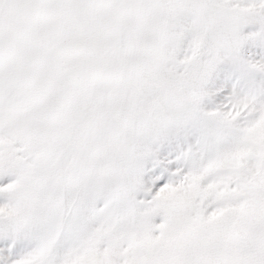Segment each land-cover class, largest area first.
<instances>
[{
    "label": "snow or ice",
    "instance_id": "1",
    "mask_svg": "<svg viewBox=\"0 0 264 264\" xmlns=\"http://www.w3.org/2000/svg\"><path fill=\"white\" fill-rule=\"evenodd\" d=\"M0 264H264V0H0Z\"/></svg>",
    "mask_w": 264,
    "mask_h": 264
}]
</instances>
